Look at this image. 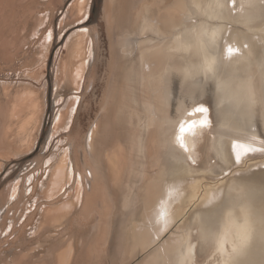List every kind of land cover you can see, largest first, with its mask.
Listing matches in <instances>:
<instances>
[{"label": "rangeland", "instance_id": "374dc122", "mask_svg": "<svg viewBox=\"0 0 264 264\" xmlns=\"http://www.w3.org/2000/svg\"><path fill=\"white\" fill-rule=\"evenodd\" d=\"M175 1L0 0V264H61L63 258H68L66 264H154L152 254L162 244L161 238L172 240L188 229L196 242L197 264H220V255L213 254V234L202 231L199 214L212 209L219 215L233 207L239 216L247 199L254 203L253 208L264 204V18L245 28L227 17L199 15L196 8L200 11L201 6L186 7L178 0L183 10L177 11V22L184 24L169 27L166 34L140 31L141 24H159ZM144 7L148 11L143 13ZM201 22L210 32L217 28L218 34H222V25V31L242 30L256 43L250 52H234L246 54L245 58L238 54L231 58L227 49L235 47L227 43L224 51L225 38L215 41L216 51L208 59V65L217 66L213 76L197 72L183 79L172 70L164 96V119L177 129L187 117L195 123L196 109L204 106L212 122L200 138L194 163L173 141L150 144L154 129L143 115V100L137 97L142 86L138 78L133 87L128 80L136 70L141 73L140 45L149 44V37L167 45L176 31L195 29ZM169 51L166 46L164 52ZM219 59L221 65L216 62ZM83 61L77 87L74 73ZM243 61L249 64L241 71L238 65ZM234 65L235 74L248 82L241 96L253 94L248 118L253 124L248 136L254 141L227 137L229 154L225 155L226 149L217 146V79ZM190 66L201 69L200 65ZM248 79H253L251 84ZM130 89H135L136 97ZM61 112L64 115L57 123ZM150 112L155 111L151 108ZM96 124L101 126L94 148L91 133ZM116 151L122 157L119 163L109 160ZM64 152L68 178L55 194L53 176ZM94 165L98 174L92 178ZM181 178L187 183L186 192L191 188L196 193L193 202L180 206L157 244H139L136 233L145 224L147 208L163 193L164 181L178 184ZM207 195L210 199L204 200ZM220 204L223 207L218 213ZM64 207L68 210L60 212ZM251 216L258 219L255 212ZM211 224L217 227V234L226 227L221 218Z\"/></svg>", "mask_w": 264, "mask_h": 264}, {"label": "bare ground", "instance_id": "6f19581e", "mask_svg": "<svg viewBox=\"0 0 264 264\" xmlns=\"http://www.w3.org/2000/svg\"><path fill=\"white\" fill-rule=\"evenodd\" d=\"M177 1L178 0L175 1V6L172 7L173 9L170 7V10H168V15L166 14L167 17L164 16L163 19L161 18L159 20V24L157 22H149V23L141 24L140 31L143 28L144 31L148 30L154 34H157L159 32L166 34L170 31L169 27L171 28L175 27L176 29L178 23L184 24L183 22H179V21L177 22V20H179L178 12L183 10L180 5H177ZM193 3L201 6L200 11H198V8H196L197 13L199 15L207 14V16L211 15L212 17H216L220 19H224V18L226 19L227 17V19H230L234 22H237L238 24H241L242 26H245V28L246 27L249 28L251 26V23H253V21H257L259 19L264 18V14H262V12H264V0H193V1L183 0V4L186 7L189 6L190 4L194 6ZM83 4L85 5L84 1L80 3L81 8L84 6ZM143 10H144L143 13L148 11L147 7H144ZM187 10L186 13L188 12ZM163 13L165 12L163 11ZM190 13L192 12L189 11V15ZM224 27L225 25L221 26L222 34L220 33L218 34L217 28L212 30L213 32H210L208 26L203 25V22H201L195 26V29L194 26H192L182 30L181 32L176 31L177 34L176 33L172 34L173 36L172 40L171 42L167 43V45L161 42L160 39L159 40L156 39L157 37L156 38L149 37L148 42L150 43L149 44L147 43L148 45L145 44V46L140 45L141 52H139L138 50V52L140 53L139 61L141 63V73L138 70H136L134 73H132V78L129 77L128 80L129 81L128 84L133 87L136 85L135 82H138L137 81L138 78L139 83L142 86L141 92L139 93V95H137V97L140 96L139 97L140 101L143 100V106L145 108L142 111L144 112L143 115L145 114L146 118L149 119L148 123L150 122L149 124H151V126H153L154 129L153 132L154 135L153 134L149 135L148 141L151 142L150 144L163 145L164 142L173 141L180 147L181 150L185 152L186 155H188L191 159H193L194 163H196L194 160H197V157H199L197 148L200 138L203 136V133L206 130H209L211 128L212 122L209 116V112L208 111L204 113L198 112V114L195 117V121H193L195 123H192L191 118L187 117L182 121V123L177 127V129L176 128L174 129V127L171 126L172 124H170L171 122H167L164 119V116L166 117V106H167L164 96L168 92L169 80L172 70H177L179 73H181L183 75V79L192 77L194 74L196 75L197 72L203 73L205 77L211 75L213 76L216 74L217 66L214 67L208 65V59L209 60L212 59L213 58L212 53L216 51V49L213 48V45H217L215 41H219V39H222V37L225 38L223 39V41L220 40L223 42V44H221V49H223L224 51H225V45L227 43L231 44V47L234 46L237 52L239 49L244 50V52L246 53L252 50L254 44L256 43L254 41L255 40L254 37L246 35L242 30L238 32L237 31L234 32L235 30L231 31L230 29L228 31H222ZM205 31L207 32V34L204 37H202L203 36L202 33ZM226 32L228 33L226 34ZM201 44H203L202 47L203 50L206 51L205 54L201 48ZM166 46H169V49L172 52L170 51L164 52ZM237 54L239 55V53ZM237 54L236 53L231 54V58L232 57L236 58V56H238ZM192 56H195V58L194 57L192 58ZM239 56H241V52ZM243 57L245 58L246 54ZM220 61L221 59H219V61L216 62L219 63V65H221ZM85 63H86L85 61L81 62L79 64V67L76 69L74 73L75 74L74 79L77 87L80 84L79 82L81 81L80 79L82 77ZM248 64L246 65L245 61H243L242 64L238 65V69L244 71L245 68L248 67ZM190 65H200L201 69L200 68L195 69ZM235 65L232 67V69L226 70L227 73L225 76L218 75V79H217L218 110H219L217 146L221 150L223 148L226 149L224 151L226 152L225 155L229 154L227 140H226L227 137L231 139L241 140V142L245 141L249 143V141H254L252 137L248 136L251 130V127L249 125H251L252 123L251 121L248 120V118L251 117L250 115L252 114L250 112L253 111L254 101L253 98L251 97V95L253 94H248V97L241 96V92H243L242 90L243 85L247 84L248 82L244 83L245 80L243 79V77L241 76L239 77L238 75L235 74L237 72L236 71L237 66ZM262 74H264V72H262ZM252 80L248 79L249 84H251L250 81ZM262 87L264 91V83ZM249 89H251V87ZM134 90L135 89H130L132 94L135 95L136 97ZM261 104H262L261 106L262 126L264 129V99L262 100ZM226 105H229L231 107L227 108ZM200 107H204V106H200ZM151 108L153 111H155L154 113L150 112ZM135 109L140 110L138 106L135 107ZM63 115L64 113L61 112L57 120L58 121L57 123L61 121ZM141 116H139L140 120H141ZM205 120L207 121V124L202 126V122ZM99 125L100 124L98 125L96 124L95 126L93 125L94 126L93 128H95L91 133L92 134L91 143L93 147H94L93 142L95 136L99 131L98 130ZM190 125H193L194 127L189 128ZM181 126L185 128H189V130L185 133H181L180 131ZM231 134L233 136H231ZM181 137L183 138L184 147H181V139H180ZM119 148L121 149V145L119 146ZM221 150H219V152ZM221 153L222 152H220V154ZM62 156H63L62 163H60L59 161V164L61 165H57L59 166L58 170L56 174L53 176L54 186L52 187L53 188L52 193H55L54 191L59 192L60 188L63 186L64 182L68 178L67 176L69 173V169L67 167V162H66L67 153H65ZM121 158L122 157L120 153L116 151L115 153L113 152L110 155L109 160L117 159V162L119 163V161H121ZM94 166H93V170H91L92 178L96 177V175L98 174L97 171L98 168L97 166L95 167ZM142 174L143 176H145L144 173ZM154 178L156 177L154 176ZM182 178L180 179V181L177 182L178 184H175L176 182L174 181L171 182V184L168 181H164V185L162 183L163 190L161 189L163 193L161 192L160 195H156L157 198L155 196L156 202L154 206L152 207L150 204H148V206L150 205V207L147 208V214L145 216V224L142 225V227L140 226L141 228L139 229L138 233H136V237L138 238L139 244H143L146 245V247H148L158 242V238L168 230V227L170 228L173 219L176 218V213L177 210L180 209V206L182 208L183 205L187 204L186 206H188L190 205V203L193 202V198L196 196V193L191 191V188H189L190 189L189 192H186L185 185L187 183L185 184ZM80 189L82 190V188ZM80 189L77 193V199L80 197L79 196L80 192L82 194V191ZM252 192L255 193L256 191H252ZM205 199L209 200L210 196L207 195V197L204 198V200ZM243 205L246 208H242L240 210L241 211L240 213L241 216L239 215L240 217L237 214H236L237 216L235 215L234 211L236 208L233 207L231 208L228 207V210L225 213L221 214L220 212L219 215H216L215 214L216 212H214L215 210L213 211L212 209L204 210L201 212V214H199V222L202 231H204V233L206 234H213L215 241V249L213 254L220 255L221 258L220 264H264V256L262 257V254L264 255V253H260V250L264 251V204L261 206V208L259 207L253 208L254 203H252L250 199H247L246 201H244ZM73 206L74 205L71 204L69 206V209L70 207L72 208ZM221 207L223 206H221L220 204V207L217 209L218 213ZM249 207H252V210L249 211L247 209ZM64 210H68V207H64L59 211L63 213ZM254 212L258 215V219H255L251 216V214H253ZM179 216L180 213H178V217ZM220 218L223 221V225L224 226L226 225V227L221 234H217V227L213 226L211 223L214 221V219L219 220ZM188 230L185 235L183 234V232H181L180 235H177L172 240L161 238L160 241L162 242V244L155 251V253L152 254L153 256L152 260L154 264H197L196 242L194 240H191L192 230L191 231ZM63 259L61 264L67 262L66 260L68 258H66L65 260Z\"/></svg>", "mask_w": 264, "mask_h": 264}, {"label": "snow or ice", "instance_id": "6c2138e0", "mask_svg": "<svg viewBox=\"0 0 264 264\" xmlns=\"http://www.w3.org/2000/svg\"><path fill=\"white\" fill-rule=\"evenodd\" d=\"M235 51L236 50H234L232 48H228L227 49V52H228L229 55L233 54ZM196 111H198L200 113H204V112H207L208 109L207 108H204V107H198L196 109ZM206 124H207V121L206 120L202 122V126L203 125H206ZM191 127H194V126L193 125H190L189 128H191ZM189 128H185V127L181 126L180 131H181V133H185V132H187L189 130ZM180 139H181V147H184L183 138L181 137ZM239 158H240L239 155H237V160H239Z\"/></svg>", "mask_w": 264, "mask_h": 264}, {"label": "flooded vegetation", "instance_id": "af4514ba", "mask_svg": "<svg viewBox=\"0 0 264 264\" xmlns=\"http://www.w3.org/2000/svg\"><path fill=\"white\" fill-rule=\"evenodd\" d=\"M82 191V190H81Z\"/></svg>", "mask_w": 264, "mask_h": 264}]
</instances>
